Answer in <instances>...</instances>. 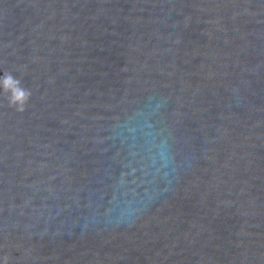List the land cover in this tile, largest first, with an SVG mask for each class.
<instances>
[{"label":"water","instance_id":"95a60500","mask_svg":"<svg viewBox=\"0 0 264 264\" xmlns=\"http://www.w3.org/2000/svg\"><path fill=\"white\" fill-rule=\"evenodd\" d=\"M0 264H264V0H0Z\"/></svg>","mask_w":264,"mask_h":264},{"label":"clouds","instance_id":"9594fccd","mask_svg":"<svg viewBox=\"0 0 264 264\" xmlns=\"http://www.w3.org/2000/svg\"><path fill=\"white\" fill-rule=\"evenodd\" d=\"M0 91L7 99L8 107L15 108L17 112H23L28 102L31 92L21 84V80L13 76L10 72H4L0 75ZM9 257H3V264H8Z\"/></svg>","mask_w":264,"mask_h":264}]
</instances>
